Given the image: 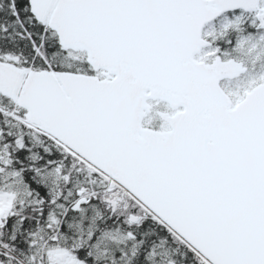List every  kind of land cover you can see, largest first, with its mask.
<instances>
[{"label":"snow or ice","instance_id":"1","mask_svg":"<svg viewBox=\"0 0 264 264\" xmlns=\"http://www.w3.org/2000/svg\"><path fill=\"white\" fill-rule=\"evenodd\" d=\"M0 264H264V0H0Z\"/></svg>","mask_w":264,"mask_h":264}]
</instances>
